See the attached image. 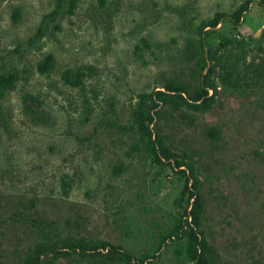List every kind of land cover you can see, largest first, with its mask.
Wrapping results in <instances>:
<instances>
[{"label":"rangeland","instance_id":"374dc122","mask_svg":"<svg viewBox=\"0 0 264 264\" xmlns=\"http://www.w3.org/2000/svg\"><path fill=\"white\" fill-rule=\"evenodd\" d=\"M11 72L0 264H264V0H0Z\"/></svg>","mask_w":264,"mask_h":264},{"label":"trees","instance_id":"16d2710c","mask_svg":"<svg viewBox=\"0 0 264 264\" xmlns=\"http://www.w3.org/2000/svg\"><path fill=\"white\" fill-rule=\"evenodd\" d=\"M63 2V0H55V3L57 5H60L61 3ZM52 14V12H51ZM45 19L46 18H50L49 15L45 16L44 17ZM42 26H40L38 29H37V33L38 32H41L42 31ZM51 56L47 55L43 58V60L38 63L35 67L36 69V72L40 75H43L45 73H47V71L50 69L51 67ZM17 77L16 75L11 72V73H7L5 75H2L0 76V97L2 95V93L11 85L14 84V82L16 81ZM166 91H169L170 87L167 85L164 87ZM159 94V93H158Z\"/></svg>","mask_w":264,"mask_h":264}]
</instances>
